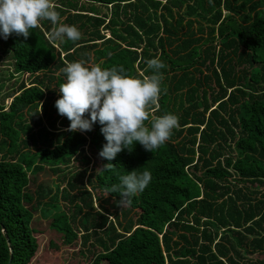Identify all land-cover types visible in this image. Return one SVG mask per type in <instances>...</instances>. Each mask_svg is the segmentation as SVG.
Returning a JSON list of instances; mask_svg holds the SVG:
<instances>
[{
	"label": "trees",
	"instance_id": "16d2710c",
	"mask_svg": "<svg viewBox=\"0 0 264 264\" xmlns=\"http://www.w3.org/2000/svg\"><path fill=\"white\" fill-rule=\"evenodd\" d=\"M53 3L79 40H50L47 20L27 39L0 38L10 75L22 76L0 97V264H31L49 199L66 210L50 220V244L80 245L87 264H264V0ZM155 58L164 79L145 124L176 115L167 142L107 161L98 123L67 131L54 106L65 62L123 65L139 78ZM46 168L62 188L45 185ZM135 169L152 180L120 204L110 189Z\"/></svg>",
	"mask_w": 264,
	"mask_h": 264
},
{
	"label": "clouds",
	"instance_id": "9594fccd",
	"mask_svg": "<svg viewBox=\"0 0 264 264\" xmlns=\"http://www.w3.org/2000/svg\"><path fill=\"white\" fill-rule=\"evenodd\" d=\"M55 9L53 0H0V38L7 40L16 35L27 39L42 20H47L53 26L48 34L50 40H79L78 29L60 23ZM145 63L151 75L141 72L139 78L128 75L123 65L102 68L83 60L65 62L66 66L60 69L64 82L58 87L59 98L54 106L70 122L69 132L91 131L97 123L101 126L106 143L98 156L104 160H114L125 149L131 152L135 143L152 153L180 126L178 117L171 113L152 119L151 127L145 124L150 106H158L164 79L161 69L165 68L159 58ZM113 166L107 163L102 167L111 170ZM151 180L149 171L138 173L135 169L121 175L119 184L110 191L119 193V203L123 204L142 193Z\"/></svg>",
	"mask_w": 264,
	"mask_h": 264
},
{
	"label": "rangeland",
	"instance_id": "374dc122",
	"mask_svg": "<svg viewBox=\"0 0 264 264\" xmlns=\"http://www.w3.org/2000/svg\"><path fill=\"white\" fill-rule=\"evenodd\" d=\"M61 23L63 22L61 21ZM1 54L2 52H0V97H4L18 85L22 76L12 77L10 75L12 67L9 64L10 59L8 58V54L2 56ZM23 78L28 79V74ZM9 101L10 100L7 99L6 103H9ZM32 177L33 173H30V178ZM40 178L44 180L45 185L48 188H53V191L59 186L62 188L64 185V183H61L62 181L57 178V175L53 174L48 168L41 173ZM111 202L112 201H110V203ZM63 205H65L64 202L60 205V203L58 204L49 199L48 201L45 200L37 211L36 215L40 218L38 221L39 223L36 224L39 231L37 237L40 242V250L31 264H87L88 259L81 254L80 245L72 248H66L63 245L61 246V249H56L50 244V240L54 239L56 236L49 228V223L53 217L66 211ZM95 205L97 207V203ZM56 241H59V239L56 238ZM262 256H264V254H262Z\"/></svg>",
	"mask_w": 264,
	"mask_h": 264
},
{
	"label": "water",
	"instance_id": "95a60500",
	"mask_svg": "<svg viewBox=\"0 0 264 264\" xmlns=\"http://www.w3.org/2000/svg\"><path fill=\"white\" fill-rule=\"evenodd\" d=\"M10 262H11V259H10Z\"/></svg>",
	"mask_w": 264,
	"mask_h": 264
}]
</instances>
